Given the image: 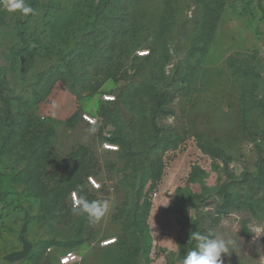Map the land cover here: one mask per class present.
Returning <instances> with one entry per match:
<instances>
[{"label":"rangeland","instance_id":"1","mask_svg":"<svg viewBox=\"0 0 264 264\" xmlns=\"http://www.w3.org/2000/svg\"><path fill=\"white\" fill-rule=\"evenodd\" d=\"M25 2L35 15L0 0V92L20 96L17 118L52 134L38 170L0 154V264H58L68 250L74 264H147L155 193L189 230L188 252L199 232L231 242L224 264H264V0ZM51 82L72 96V124L46 115ZM161 92L168 100L153 113ZM82 112L97 117L94 134ZM110 138L125 145L105 149ZM167 173L169 193L159 189ZM72 189L108 200L109 212L96 223L74 213Z\"/></svg>","mask_w":264,"mask_h":264},{"label":"crops","instance_id":"2","mask_svg":"<svg viewBox=\"0 0 264 264\" xmlns=\"http://www.w3.org/2000/svg\"><path fill=\"white\" fill-rule=\"evenodd\" d=\"M58 94L61 95L60 97H64V99L67 98V100L58 98ZM48 99V103L43 107L48 116L60 119L66 118L77 110L72 96L66 91H59L53 88ZM63 100L66 101L67 106H63ZM171 174L173 173L164 175L159 183V189L166 191V193L170 192L169 189L176 179V174H173V176H171ZM166 202V199L160 196L159 193H155L148 215L155 255L147 264H165V261L166 264H182L183 257L189 249L187 237V232L189 230L185 231L183 226L176 219V216L164 210ZM4 219L5 210L2 204H0V224H2ZM170 249H179V251L171 252ZM22 251L20 254H24ZM13 254H16V257H18L19 251ZM10 259H15V257L13 256Z\"/></svg>","mask_w":264,"mask_h":264},{"label":"trees","instance_id":"3","mask_svg":"<svg viewBox=\"0 0 264 264\" xmlns=\"http://www.w3.org/2000/svg\"><path fill=\"white\" fill-rule=\"evenodd\" d=\"M24 51L25 48H18L17 50L12 52V55H14L15 58V56H20V54ZM111 57L112 56H109V58L107 59H110ZM52 86L53 82H51V84L49 85L48 90L46 91L47 94H49V92L51 91ZM1 87L2 84L0 83V88ZM70 89L76 95L79 94L76 90H73L72 87H70ZM12 100L21 101V98L20 96L9 97L8 95H5L4 92H0V132H2V134L0 135V154L6 152L10 153L14 150L18 160L19 158L20 160H25V170H38V162L48 154L47 144L48 139L52 134V130L42 128L41 131L35 132V129L41 126L40 121L36 118L33 119L28 115L23 114L20 115V118H17L18 113L13 112L11 106ZM167 100V93H156L154 95V103L156 109H154L153 113L159 112L160 110L158 109H160L162 105L167 102ZM77 117L78 111L75 110L71 115L65 118V121L68 124H72ZM27 134H29V137L25 140ZM17 137L19 138L16 139ZM31 138H34V143L32 144L30 143ZM109 141H115L125 145V142L122 138H110ZM53 209H55V206Z\"/></svg>","mask_w":264,"mask_h":264},{"label":"clouds","instance_id":"4","mask_svg":"<svg viewBox=\"0 0 264 264\" xmlns=\"http://www.w3.org/2000/svg\"><path fill=\"white\" fill-rule=\"evenodd\" d=\"M9 11H19L27 16L35 15V10L28 5L25 0H7ZM91 128L88 129L90 134L97 131V121L91 119ZM99 188L100 185L96 184ZM110 210L108 200L103 201H88L83 196L77 199L73 205V212L76 214H87L93 223L99 222L101 218L106 216ZM191 238L197 241L196 247L193 248L184 257L183 264H224L222 254L229 252L228 245L231 243L223 237L212 238L210 235H203L199 232H192ZM171 252H178L179 249H170ZM166 264V261H165Z\"/></svg>","mask_w":264,"mask_h":264},{"label":"built area","instance_id":"5","mask_svg":"<svg viewBox=\"0 0 264 264\" xmlns=\"http://www.w3.org/2000/svg\"><path fill=\"white\" fill-rule=\"evenodd\" d=\"M149 51L148 50H137V55L139 56H146L148 55ZM103 99L104 101H113L115 99V97L113 95H108V94H104L103 95ZM80 118L86 122L87 124H90V120L91 119H94L98 122V119L96 116H94L93 114H91L90 112H82L80 114ZM91 125V124H90ZM102 146L105 148V149H118V146L117 145H114L112 144L110 141L108 140H104L102 142ZM86 181L88 183V185L94 189H99L97 187H95L96 184H99L100 183L97 181V179L93 176V175H88L86 177ZM79 195L77 193V191L75 190H72L70 191V194H69V199H70V202H71V205L73 206L74 205V202L79 199ZM116 241V238H108V239H105L101 242V245L102 246H107V245H110L112 243H114ZM51 249V247L48 248V251ZM80 255L74 251V250H68V251H63L59 254L58 256V264H74L76 262H78L80 260Z\"/></svg>","mask_w":264,"mask_h":264}]
</instances>
